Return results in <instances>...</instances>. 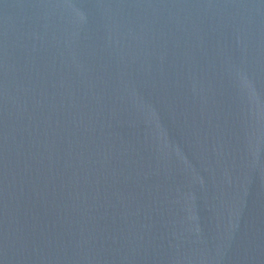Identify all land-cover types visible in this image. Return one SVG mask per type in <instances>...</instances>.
<instances>
[{
    "label": "water",
    "instance_id": "95a60500",
    "mask_svg": "<svg viewBox=\"0 0 264 264\" xmlns=\"http://www.w3.org/2000/svg\"><path fill=\"white\" fill-rule=\"evenodd\" d=\"M0 264H264V0H0Z\"/></svg>",
    "mask_w": 264,
    "mask_h": 264
}]
</instances>
